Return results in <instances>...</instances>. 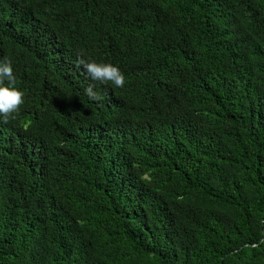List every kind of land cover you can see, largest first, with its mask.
Instances as JSON below:
<instances>
[{
    "label": "trees",
    "instance_id": "1",
    "mask_svg": "<svg viewBox=\"0 0 264 264\" xmlns=\"http://www.w3.org/2000/svg\"><path fill=\"white\" fill-rule=\"evenodd\" d=\"M5 57L0 264H264V0H0Z\"/></svg>",
    "mask_w": 264,
    "mask_h": 264
},
{
    "label": "clouds",
    "instance_id": "2",
    "mask_svg": "<svg viewBox=\"0 0 264 264\" xmlns=\"http://www.w3.org/2000/svg\"><path fill=\"white\" fill-rule=\"evenodd\" d=\"M88 77L100 84H111L115 88H123L126 77L119 66L112 63L96 62L95 60L79 59ZM85 93L92 101H99L100 95L93 86L85 89ZM24 93L16 86V76L11 60L0 59V121L7 122L18 113L24 104Z\"/></svg>",
    "mask_w": 264,
    "mask_h": 264
}]
</instances>
